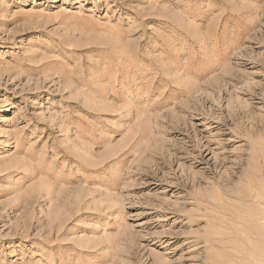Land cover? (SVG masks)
<instances>
[{"label": "rangeland", "instance_id": "374dc122", "mask_svg": "<svg viewBox=\"0 0 264 264\" xmlns=\"http://www.w3.org/2000/svg\"><path fill=\"white\" fill-rule=\"evenodd\" d=\"M0 264H264V0H0Z\"/></svg>", "mask_w": 264, "mask_h": 264}, {"label": "bare ground", "instance_id": "6f19581e", "mask_svg": "<svg viewBox=\"0 0 264 264\" xmlns=\"http://www.w3.org/2000/svg\"><path fill=\"white\" fill-rule=\"evenodd\" d=\"M245 213V212H244ZM186 221V220H185ZM241 253V252H240Z\"/></svg>", "mask_w": 264, "mask_h": 264}]
</instances>
